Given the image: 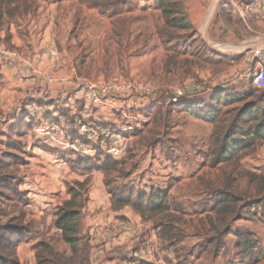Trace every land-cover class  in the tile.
I'll list each match as a JSON object with an SVG mask.
<instances>
[{
	"label": "trees",
	"instance_id": "1",
	"mask_svg": "<svg viewBox=\"0 0 264 264\" xmlns=\"http://www.w3.org/2000/svg\"><path fill=\"white\" fill-rule=\"evenodd\" d=\"M18 1L0 0V29L6 19H12L18 13L19 7H12ZM139 1L81 0L88 7L97 9L101 15L110 16H121L135 10ZM256 1L248 0L247 4ZM150 8L157 11L162 20V24L156 27L160 43L171 52L165 65L167 70L176 67L182 57H185L186 63H191V55L203 58L198 51L175 43L181 40V32L196 30L190 21L186 0H152V7L146 6L144 10ZM207 54L211 58L217 55L213 50H208ZM223 60H219V63L231 65L227 59ZM175 106L176 111L182 110L212 126L211 146L206 152L209 156L208 165L212 169L220 168L222 172V176L205 185L208 199L202 209L197 211L207 213L206 219L210 225V230L200 237H204V244L197 255L194 251L179 248V244L187 238L185 231L180 228V222L187 212L182 205L174 202L170 189L152 188L147 191L129 184H117L111 176L115 172L124 174L127 163L111 156L105 155L103 164L102 156L96 160L78 157L74 168L80 172H103L112 210L117 212L130 208L143 220L154 222L166 248L174 249L180 261L177 264H188V260L195 256L213 259L221 255L228 256L231 249L226 238L231 234L236 238L233 259L239 264H261L264 261V248L258 235L244 229L234 230L233 224L243 219L244 211L254 217L258 215L259 208H264V172L247 170L242 166V161L251 152L264 145V89L251 87L235 94L219 90L213 92L208 103L198 100ZM160 114L154 117L155 122ZM28 117L23 116L10 126L6 133V150L0 157V264H19L18 247L31 240L33 233L27 221L29 198L21 191L23 176L20 171L27 160L25 147L19 138L26 136L36 124ZM89 181L90 178L68 186L71 199L57 209L55 226L61 231L70 254L59 251L53 241L44 240L36 253L38 264H90L92 246L82 230ZM243 181L246 191L241 187Z\"/></svg>",
	"mask_w": 264,
	"mask_h": 264
},
{
	"label": "rangeland",
	"instance_id": "2",
	"mask_svg": "<svg viewBox=\"0 0 264 264\" xmlns=\"http://www.w3.org/2000/svg\"><path fill=\"white\" fill-rule=\"evenodd\" d=\"M142 1L143 5L149 2V0ZM216 1L217 0H212V5ZM237 1L239 4L246 5L248 0ZM211 10L212 8H208V16ZM155 12L156 11L148 9L147 11L144 10V12L139 15L130 14L128 16L126 14V16H118L115 19L116 28H114V33L109 36L108 44L105 46L106 55L104 59L106 62L104 61L103 67L100 68L99 55L98 52L96 53L97 48H94L95 51L92 54L85 52L86 48H84V51L79 55V66L81 68L84 66V61L90 60L86 66V73H84V76L81 78L91 82L98 81L100 78L104 80L101 82H140L155 90L156 96L154 99L162 105L155 111L156 113L154 112L153 123L152 125L150 124L147 130H149L150 133L153 128V132L158 133V130H160L162 133L158 139L155 138L160 142L156 147L159 152L155 154V152H153L154 147L151 148L149 142L145 139L148 132L139 142L137 139L133 138L131 148L127 155L117 160L122 162L126 161L125 163H127V166L125 173L120 175L118 172H115L112 174L111 179L119 185L129 184L140 190L149 191L152 188L170 189L174 202L182 205L188 213L187 215L185 214L186 216H184L180 222V226H184L186 230L184 231L187 234V238L179 244V248L194 251L195 255H197L202 244H204V237L201 239V235L205 236L207 230H210V225L206 217H201L197 211L202 209L205 201L208 199V192H206L205 185L222 176V172L220 168H210L207 160L204 158L205 153L211 146V126L206 125L207 123L203 124V121L196 119L190 114H182V111L177 112L176 110H172L169 112V108L165 102L168 101V99L171 100L177 90L185 88L192 83L195 85V90L196 88L198 89L195 93L202 99L201 101H205L206 103L210 102L211 96H208L210 92H212V95L213 90L226 88V86H228L227 90L223 89V91L229 94L242 93L251 89V87L257 88L253 82L241 81L239 77L244 75L247 71L248 62L246 59L249 57L247 53H249L253 47L261 43L264 44V36L255 33L257 31L259 32V30L255 24H252L253 22L256 23L263 19H255L252 15L241 17L230 11L221 12L218 10L208 30L207 28L213 14L210 15V19L208 18L201 33L198 30L193 32H181V40L175 42L176 44L193 49L192 51H198L199 55L203 58L198 59L191 55L189 56L191 63H186L184 61L185 57H182L176 67L172 66V68L167 70L165 65L171 52L166 50L160 43L156 31L153 29L154 24L157 22L159 23V20L161 21L160 15ZM221 20L225 28L219 27ZM213 23L215 25L214 27ZM140 29H142L141 32ZM151 29L152 31H150ZM78 32L80 34V29ZM206 32H208L207 40L214 48L210 47L209 43L204 40ZM140 35H142L141 40L138 39ZM2 44L5 46L4 43ZM208 50L215 51L217 55L211 58L209 54H207ZM223 59H227L231 65L226 66L225 64H220L219 60ZM223 61L225 62L226 60ZM0 86V93L7 90V88L1 89L2 84H0ZM7 98L6 96H0V154L4 149L1 148V145L6 143L4 131L8 132L11 125H8L10 122L7 121H9V118H12L8 115V111L6 110V107H8ZM159 111L162 113L158 115L159 117L156 118L157 120L155 122L154 117ZM131 115H134V113H131ZM3 121H6L5 125ZM152 137L153 133L151 132V138ZM35 140V146L51 148L43 145L36 138ZM22 142L27 144L28 140L25 139ZM51 150L55 149L52 148ZM56 151L59 152L57 149ZM64 155L66 154L64 153ZM104 156H102V164L106 161ZM248 156L243 160V167L251 171H264V145L258 146ZM32 158L34 159L36 156L32 157L31 152H28L27 159H29L30 165L32 163ZM67 159H63L65 164L68 162ZM166 161H168V163ZM203 163H207V165L201 168L200 166L203 165ZM170 168H172V170ZM34 170L33 168L27 167L20 169L24 174H30L31 176H33L31 173ZM50 170L51 169H47L48 172H52ZM229 171H231V169H229ZM126 175L127 177H124ZM241 187L243 191L247 190L244 181ZM23 193L26 194V192ZM30 199L31 198H29V200ZM26 209L28 210L27 207ZM258 211H260V213L254 217L249 214L247 215L246 211H244L243 219L235 222L233 224V229H244L255 232L254 229L257 228L258 233L261 235L255 233L260 238L263 246L264 208H259ZM51 218V213L49 216L38 215L33 217L32 215L28 218L27 221L34 234L36 231H41L37 238H42L49 231L51 232L52 225L54 226L56 222L55 219L51 221ZM116 222L118 224L120 219ZM144 223L153 225L152 221H146ZM107 225L113 224L108 223ZM145 229L146 228H144L143 231ZM152 229L155 230L154 228ZM152 229L148 230V236L149 233L153 231ZM149 239L150 238L143 237L142 243L147 240L150 241ZM235 240L236 238L232 234L226 238V242L231 249V253L228 256L221 255L216 259L203 257L201 260H198L195 256L190 258L187 263L239 264L233 259ZM54 244L56 245V243ZM58 248H61V246L58 245L57 249ZM158 250L160 252L155 258L156 260H161L163 264H177L180 262L174 253V249L168 250L164 243L162 244V249ZM164 251L169 254L171 253L173 259H168L167 256H165L166 253L163 254ZM185 255H187V253H185ZM261 264H264V261Z\"/></svg>",
	"mask_w": 264,
	"mask_h": 264
},
{
	"label": "crops",
	"instance_id": "3",
	"mask_svg": "<svg viewBox=\"0 0 264 264\" xmlns=\"http://www.w3.org/2000/svg\"><path fill=\"white\" fill-rule=\"evenodd\" d=\"M216 3L217 1L212 5V0H186L190 21L200 33L206 25L208 18L210 19ZM146 6L152 7V0L146 2L145 5L140 0L135 10L123 13L121 16H126V14L128 16L130 14L139 15L144 12ZM12 7H19V11L12 19H6L3 28L0 29V42L4 43L9 50L22 52L31 58L40 54L50 46H55L60 53V59L56 64L51 58H43V61L37 64L41 76L30 79L25 85L17 84L14 80L13 73L0 64L1 89L7 88L5 92L0 93V96L8 97V107H6V110L8 111V115H13L15 120L11 125L18 122L23 115L22 105L27 92L34 91L39 94L38 103L45 110V121L58 122L60 117L71 120L78 118L89 122L97 121L114 129H131L129 132L138 142L148 132L145 139L149 142L151 148L154 147L153 152L158 154L159 150L156 147L160 142L157 139L162 133L160 130H158V133L153 132V128L149 133L147 129L153 123L152 120L156 113L155 111L162 105L160 102L153 99L148 103H144V106L140 110L132 112L134 113L133 120H125L121 113L110 106L93 107L77 92L79 81L84 79L81 77L86 73V66L90 61L89 59L88 61H84V66L81 68L79 66V55L84 51V48H86L85 52L90 54L95 51L94 48H97L96 53L98 52L99 55L100 68L103 67L104 61L106 62L104 59L106 55L105 46L108 44L109 36L114 33V28H116L115 19L118 16L101 15L97 9L88 7L81 0H20L18 4H12ZM208 8H212L209 16ZM150 10L154 11L153 8H150ZM161 21L159 20V23L154 24V31H156L155 27L157 24H162ZM252 24H255L259 30V32L257 31L255 33L264 36V19L256 23L253 22ZM219 27L225 28L222 20L220 21ZM79 29L80 34L78 32ZM138 39L141 40L142 35ZM259 45L263 44L261 43ZM45 76L65 79L68 82L62 85L58 83L48 84L43 80ZM101 81L104 80L100 78L95 82ZM211 93L208 96H211ZM198 100L201 101L202 99L198 97L183 102L193 103ZM165 103L169 108V112L175 110V105H172L169 99ZM120 104L117 103L116 105L120 106ZM182 112V114H186L184 111ZM202 123L206 124L205 122ZM210 130L212 133V126ZM32 131L33 129L28 131L26 136L19 140L25 147V158L27 160L25 166L21 168L27 167L35 169L31 173L33 176L24 174L21 171V175L23 176L21 191L26 192L28 198H31L27 206L29 211L26 209L27 218H30L32 215L33 217L38 215L49 216L51 213L52 218L50 220L55 219L56 221L57 209L65 201L71 199L68 186H74L77 182L83 183L90 178L86 189V204L83 210V234L89 237L93 229L104 227L108 223L117 224L116 221L119 219V223H129L130 226L129 230L122 231L119 234L118 240L106 239L99 250L90 243L92 246L90 264H163L161 260H156L155 258L160 252L158 249H162L164 242L160 239L158 235L159 230L156 229L154 222L152 223L153 225L144 223L146 221L130 208L117 212L113 211L111 198L105 186L103 172L97 170L90 172L78 171L73 166L77 160L75 156L65 152L66 155H64V153H60L56 149L51 150L52 148L35 146L34 143L36 140L32 136ZM151 132L153 133L152 138ZM6 133L7 131H4L5 138ZM25 139L28 140L27 144L22 142ZM1 148H4L2 150L3 154L6 150V143L1 145ZM28 152H31L32 157L36 156V158H32L31 165L29 164V159H27ZM2 154H0V157ZM204 158L209 163V156L206 153ZM63 159H67L68 162L65 164ZM166 162L168 163V161ZM243 164L242 161V166ZM206 165L207 163H203L200 167L202 168ZM47 169H51L50 171L52 172H48ZM170 169L172 170V168ZM259 213L260 211H258ZM198 214L201 217H207V213ZM144 228L146 229L143 231ZM180 228L183 231L185 230L184 226H180ZM151 229L153 231L149 233V237L147 232ZM254 231L261 235L258 233L257 228ZM40 233L41 231H36L35 234L33 232L31 240L19 245L17 250L19 264H38L36 253L41 247L40 243L44 240L53 241V244L56 243V245L54 244L56 247L58 245L61 246V248H58L59 251L70 254L69 246L63 241L62 233L55 225H52L51 232L49 231L42 238H37ZM143 237L150 238L148 243L154 251V256L148 259L139 258L137 255L138 251L145 246L142 243ZM163 254L168 259H173L171 253L169 254L164 251ZM202 258L197 259L201 260Z\"/></svg>",
	"mask_w": 264,
	"mask_h": 264
},
{
	"label": "built area",
	"instance_id": "4",
	"mask_svg": "<svg viewBox=\"0 0 264 264\" xmlns=\"http://www.w3.org/2000/svg\"><path fill=\"white\" fill-rule=\"evenodd\" d=\"M219 11H230L241 17L252 15L255 19H264V0H258L251 4H239L237 0H222ZM247 60V71L239 79L253 82L258 89H264V44L255 46L251 49ZM53 59L57 64L60 59V53L55 46H50L43 52L34 57H29L22 52L9 50L0 43V64L9 69L17 84L25 85L32 78L40 77L37 64L43 61V58ZM48 83L64 84L68 82L65 79L54 77H43ZM220 88L213 90H226ZM195 85L192 83L185 88L175 92L170 103L172 105L180 104L185 100L198 98L195 93ZM77 92L83 96L93 107L110 106L121 113L123 118L133 120L132 110H140L144 103L152 101L156 94L155 90L140 82L133 81H105L91 82L87 79L79 81ZM39 94L34 91H28L25 95L22 110L23 116L33 119L35 126L32 136L39 140L43 145L57 149L61 152L70 153L76 158L96 160L99 156H111L115 160L124 158L131 148L133 135L129 132L131 129H114L97 121H83L74 118L67 119L60 117L58 122L45 121V110L39 105ZM121 103L120 106L116 105ZM11 124L14 122L13 115H9ZM29 119H27L28 121ZM6 124V121H3ZM140 124V123H138ZM141 124H143L141 122ZM2 154V153H1ZM113 224V223H111ZM130 226L126 223L106 225L95 228L91 231L89 241L99 250L106 239L118 240L122 231L129 230ZM144 242L143 248L138 251L139 258H151L154 251L148 243Z\"/></svg>",
	"mask_w": 264,
	"mask_h": 264
},
{
	"label": "water",
	"instance_id": "5",
	"mask_svg": "<svg viewBox=\"0 0 264 264\" xmlns=\"http://www.w3.org/2000/svg\"><path fill=\"white\" fill-rule=\"evenodd\" d=\"M221 1H222V0H217V3H216V5H215V9H214V12H213V16H212V18H211V21H210V23H209V25H208L207 30L209 29V26H210V24L212 23L214 17H216V13H217L218 10H219V6H220ZM207 35H208V32H206V35L204 36V40H205L206 42H208V40H207L208 36H207ZM208 43H209V42H208ZM209 45H210V47L214 48L213 46H211L210 43H209Z\"/></svg>",
	"mask_w": 264,
	"mask_h": 264
},
{
	"label": "bare ground",
	"instance_id": "6",
	"mask_svg": "<svg viewBox=\"0 0 264 264\" xmlns=\"http://www.w3.org/2000/svg\"><path fill=\"white\" fill-rule=\"evenodd\" d=\"M215 9V8H214ZM213 12H214V10H213ZM213 14V13H212Z\"/></svg>",
	"mask_w": 264,
	"mask_h": 264
}]
</instances>
